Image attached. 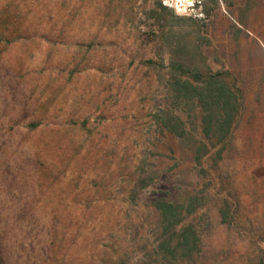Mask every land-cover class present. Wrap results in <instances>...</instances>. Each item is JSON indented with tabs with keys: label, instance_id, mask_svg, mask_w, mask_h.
Segmentation results:
<instances>
[{
	"label": "rangeland",
	"instance_id": "obj_1",
	"mask_svg": "<svg viewBox=\"0 0 264 264\" xmlns=\"http://www.w3.org/2000/svg\"><path fill=\"white\" fill-rule=\"evenodd\" d=\"M175 62L241 81L220 160L208 145L194 161ZM140 165L154 183L130 201ZM189 194L203 241L187 261L159 248L177 233L155 203ZM0 264H264V0H0Z\"/></svg>",
	"mask_w": 264,
	"mask_h": 264
},
{
	"label": "trees",
	"instance_id": "obj_2",
	"mask_svg": "<svg viewBox=\"0 0 264 264\" xmlns=\"http://www.w3.org/2000/svg\"><path fill=\"white\" fill-rule=\"evenodd\" d=\"M159 9L167 10L166 6L162 4ZM226 77L229 79L228 81ZM167 90L174 100L182 101L185 105H195L199 109L200 139L202 142H193L194 161L200 163V159L205 158L209 151L208 145H210V149L216 148L213 159L220 160L234 137L235 129L238 127L243 113L244 94L241 81L237 75L230 73V71L218 72L213 75L195 69L188 70L175 62L169 66ZM160 128L179 139H183L186 135L185 130L179 128L178 124L169 118L163 120ZM202 150L205 151L204 154ZM137 171V178H134L128 193L130 201L138 199L139 193L154 183V179L147 174L145 165L144 168L142 165L138 166ZM198 197L197 194H189L180 203L173 204L165 200L155 203V209L159 213L160 223L164 231L175 229L174 232L177 233L175 246L171 245L172 239L164 240L159 245L163 253L174 255L175 251H179L182 258H186L187 261L198 254L195 252H199L203 241L197 232L196 223L198 221L194 215ZM183 209L188 211L191 218L190 223L181 222L180 216L183 215L181 212ZM217 217L220 218L221 224L228 223L227 205L220 206ZM205 221V225L209 226L211 217H206Z\"/></svg>",
	"mask_w": 264,
	"mask_h": 264
},
{
	"label": "bare ground",
	"instance_id": "obj_3",
	"mask_svg": "<svg viewBox=\"0 0 264 264\" xmlns=\"http://www.w3.org/2000/svg\"><path fill=\"white\" fill-rule=\"evenodd\" d=\"M176 2L177 8L186 9L187 6H191L192 0H174Z\"/></svg>",
	"mask_w": 264,
	"mask_h": 264
}]
</instances>
